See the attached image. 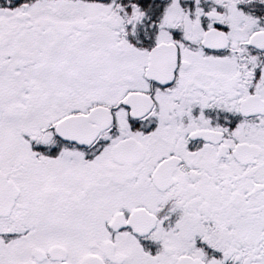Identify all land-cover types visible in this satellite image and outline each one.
Returning <instances> with one entry per match:
<instances>
[{
    "label": "snow or ice",
    "instance_id": "snow-or-ice-1",
    "mask_svg": "<svg viewBox=\"0 0 264 264\" xmlns=\"http://www.w3.org/2000/svg\"><path fill=\"white\" fill-rule=\"evenodd\" d=\"M0 264H264V0H0Z\"/></svg>",
    "mask_w": 264,
    "mask_h": 264
}]
</instances>
